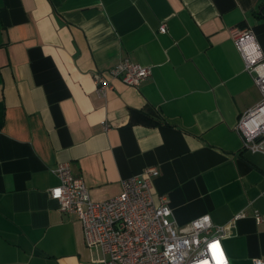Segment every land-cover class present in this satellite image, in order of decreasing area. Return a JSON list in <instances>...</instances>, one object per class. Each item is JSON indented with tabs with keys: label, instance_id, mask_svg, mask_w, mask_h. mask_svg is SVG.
Segmentation results:
<instances>
[{
	"label": "crops",
	"instance_id": "crops-1",
	"mask_svg": "<svg viewBox=\"0 0 264 264\" xmlns=\"http://www.w3.org/2000/svg\"><path fill=\"white\" fill-rule=\"evenodd\" d=\"M233 28L264 51V0H0V264L101 257L50 197L67 162L96 202L157 168L153 199L179 225L246 212L223 240L229 264L264 260V153L236 132L262 98ZM126 58L150 78L100 97L94 75Z\"/></svg>",
	"mask_w": 264,
	"mask_h": 264
},
{
	"label": "built area",
	"instance_id": "built-area-1",
	"mask_svg": "<svg viewBox=\"0 0 264 264\" xmlns=\"http://www.w3.org/2000/svg\"><path fill=\"white\" fill-rule=\"evenodd\" d=\"M160 33H167V25L160 26ZM231 35L262 98L240 117L236 132L245 150L264 153V51L251 29L233 28ZM151 74V68L126 58L107 75H94L96 93L105 97L114 90L115 80L139 88ZM103 127L110 129L107 122ZM55 174L60 184L50 190V197L63 214L75 215L81 222L86 247L100 252L94 264H229L223 240L231 224L247 216L241 212L230 224L217 225L205 215L179 225L168 197H162L159 205L153 199L157 168L124 180L122 192L103 202L91 199L84 179L73 174L71 163L59 164ZM254 219L259 225L264 222L258 210ZM252 264H264V260L254 258Z\"/></svg>",
	"mask_w": 264,
	"mask_h": 264
}]
</instances>
